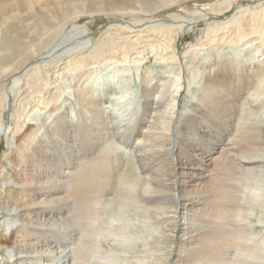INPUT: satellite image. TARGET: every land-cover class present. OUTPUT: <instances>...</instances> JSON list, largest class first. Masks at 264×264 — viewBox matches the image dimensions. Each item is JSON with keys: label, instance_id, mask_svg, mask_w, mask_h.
Instances as JSON below:
<instances>
[{"label": "bare ground", "instance_id": "bare-ground-1", "mask_svg": "<svg viewBox=\"0 0 264 264\" xmlns=\"http://www.w3.org/2000/svg\"><path fill=\"white\" fill-rule=\"evenodd\" d=\"M237 1L192 9L191 0H0V72L37 60L58 31L82 17L124 22L107 28L118 31L114 38L69 51L52 80L33 79V100L22 87L21 107L16 80L10 112L0 83V137L7 145L0 160V247L11 248L16 264H84L97 254L100 236L110 264H142L156 243L168 248L171 264H226L242 237V262L264 264V231L254 225L264 229V65L257 64H264V3L217 21ZM182 13L213 20L200 31L201 42L194 38L180 53L184 25L133 29L154 14ZM156 30L161 35L150 52L174 74V92L151 97L160 86L148 82L164 75L147 69L144 100L100 108L102 89L111 85L101 67L126 61L141 33ZM227 40L243 42L251 54L213 57L215 44ZM66 94L80 108L64 106Z\"/></svg>", "mask_w": 264, "mask_h": 264}, {"label": "rangeland", "instance_id": "rangeland-1", "mask_svg": "<svg viewBox=\"0 0 264 264\" xmlns=\"http://www.w3.org/2000/svg\"><path fill=\"white\" fill-rule=\"evenodd\" d=\"M191 1H192L191 8L195 9V7L196 8H198V7L202 8V7H205V6L209 7L210 5L215 4L218 0H191ZM257 1L258 0H255V1L251 0V2H250V0H241V1L238 0L237 1L238 3H236V2H235L236 4L233 3V5H232V7L230 9L225 10V13L221 14L217 21H224V20L229 19L231 16H233L235 13H237L240 9L243 11L246 8L247 9L255 8V7H257V5H259L258 2L262 3V1H263V3H264V0H259L258 2ZM97 6H100L102 8V7H105L106 5L104 3H102V2H100L99 4H97ZM182 16H181V18H179V17L175 18V17H170V16H165V17L161 18V17H159L158 14H154V15H151V17H154V19H151V20H148V21L140 19V20H138L140 22L136 21L137 25H134L133 29L134 30H139V29L145 28L147 26H151V25L154 26V25H158V24H161V23L174 24V25H180V24L184 25V28H182V30H184V31L181 32L182 34L179 36L180 38H178L177 46H176L178 53H180L184 49L186 44L189 41H193L194 38H196L198 40V42H201V40H202L201 39L202 38L201 34L202 33L200 34V31L206 26V24L208 22L213 20V18H210V19H208L206 21V20H203V18H200V17H196V18H193L191 20V18L194 17V16H191V15H188V14H185V15L183 14ZM145 18H148V16H146ZM174 19H175V21L178 24L175 21H173ZM176 19H178V20H176ZM180 19H181V21H180ZM192 22H194V23L192 24ZM120 24L121 25L124 24V22L122 21V18L120 16H110L108 18H96V19H94L92 17H82L78 22L71 23L67 27H65V28L61 29L60 31H58L54 35L53 39L50 40V42L48 43V45H47L48 47L47 46L45 47L47 49L43 48V50L40 51L41 53L42 52L43 53L41 54L39 52L36 55V59L37 60H35V59L31 60V63L28 62V64H26L24 67H22L21 70L19 69L18 72H16V73H11L12 69L9 68L8 66H6L0 72V77H2V78H0V83L2 81H4V83L6 85V86H4L5 88H3V93L5 95L4 96L5 110L7 112H10V110L12 111V109H13V102H14L13 99L15 97L14 96L15 93L13 92V90H11L12 92L9 91L10 87L12 85V80H14V79L16 80L13 87H14L15 92H17V94H18V107H19L20 100H21V98H20L21 96H20L19 93H21V91H22L21 88L22 87H27V92L26 93L28 94L29 97L32 95L30 97V100H33L34 97L36 98L35 93H33L34 91L31 90L33 88L30 87L31 86L30 84H33V79H35L36 77H39V76H40V78L43 79V76H44V78L45 77L48 78L49 81L52 80V77L54 76L53 73L58 68V65L60 64V61H58V60L64 59L67 55H69L70 54L69 51H72V50L76 51L77 50V49H74V48H79V49L82 48L81 51H85V50L91 49L93 46H95V44H99V43H101V42H103L105 40H108L109 38H112V37L114 38V36L117 35L118 31L116 29H114V27L109 28V29H107V28L111 27V26H118ZM189 29H190V31H188ZM81 31H82V33H81ZM155 32H157L158 35L156 33H154L152 35L150 32L147 33V34H146V32H144V33L142 32L141 35L138 37L139 39L135 41L132 51L129 52V54H127L128 56H127L126 61H124V62L120 61L119 62V61H116V60L114 61L113 60L114 63L113 62H112V64L108 63L105 66L101 67L102 68L101 69L102 70L101 71V75H103V76L104 75H111V76H109V78H106V79H108V81H109V79H111V85L110 86L107 85V83H108L107 82L105 84L106 88L102 89V93L101 94L102 95L103 94L107 95L106 96L107 98L105 99V102L103 101V103L99 104L100 108H102L105 105L106 110H108V111L110 110V112H111V109L113 107H115L116 105H118L119 103H121L123 101L128 102V101H131V99H135V98H137L140 101L144 100L143 95L146 94V93H144V90H143L144 86H145L144 84L151 79L150 76H148L149 74L145 73V71L147 69L152 71V73L150 74L152 76L153 75L158 76L159 74H161V72L164 75L163 79L162 78H153L152 80H150L148 82L149 86H153L154 84L155 85L159 84V86H160V87H158L156 92L152 93L151 97L157 98V100H159V99L160 100H164V99H166L168 97L169 94H172L174 92L175 83L173 82V79H172V77L174 78V74L172 72H169L167 70V67H164L165 63H162V62L160 63V60L156 61L154 52H150V47L151 46L153 47L156 44V43H153V42H157V39H159V37L161 35V33H159L158 30H156ZM155 34H156V36H155ZM134 38H136V37H134ZM153 38H155V39H153ZM153 40H155V41H153ZM139 44H141V45H139ZM215 45L216 46L213 47V50L210 53H212L213 57H216V58L223 57L225 55H235V54H240L241 57H244V55L246 53L247 54L249 53V49H250V47H248L246 49V46L243 45V42L234 43V42H232L230 40L229 41L227 40V42H225L223 44L218 43V44H215ZM241 47L243 48L242 50H240ZM143 49H144L143 53L141 55H139V56H138V54L134 53L135 51L143 50ZM78 51H80V50H78ZM60 52H61V54H60ZM63 52H65V53L63 54ZM201 52H205V50L203 49ZM149 54H150V57H149ZM250 54L251 53H249L247 56H249ZM136 55H137V57H136ZM60 56L62 58H59ZM138 57H139V59H138ZM261 58L262 57L258 58L257 60H261ZM50 60H51V64H50ZM133 60H134V62H132ZM137 62L140 63V64H138ZM52 64H53V66H51ZM131 64H132L133 67L131 66ZM257 64L264 65L262 61H259ZM37 65H39L40 68H38V70H35L38 67ZM44 66H46V67H44ZM42 67H44L45 69L42 68ZM251 68H254V65H252ZM133 69H134V71H133ZM44 70H45V72H44ZM26 72H28V75H27ZM43 72H44V74H43ZM170 73H172V74H170ZM134 74H135V76H134ZM50 76H52V77H50ZM169 76L170 77L172 76V77L170 78ZM167 77H169L170 79L167 78ZM61 78H63V77H61ZM63 79H61V80H63ZM26 82H27V84H26ZM28 83H29V86H28ZM16 89H18V90H16ZM68 90H69V92L72 93V90L70 88ZM4 91H6V93ZM161 91H162V93H161ZM183 92H184V90L180 91L181 94H183ZM89 94H93V91L90 92ZM65 99H66V101H65ZM99 100H100V96L98 97V96L95 95L94 101L99 102ZM60 101H63L62 103L64 104V106H66V104H68V103L69 104L72 103L73 105L76 106V108H80V105L78 104V102H76V99L72 98V97H69L68 94H66L64 96V98H61ZM20 107H21V105H20ZM6 111L3 114L4 118L7 115ZM1 119H3V118L1 117ZM112 127H113L112 125H109V127H108L110 134L113 133V131H114L112 129ZM1 138L2 137H0V160H4V154L7 152V145H6L5 141L1 140ZM45 138H46V136L42 135V139L45 140ZM46 142H48V141H46ZM53 145H57V144H54V142H53ZM233 152H234V154L235 153H237V154L233 155ZM231 155H232V157L236 156L237 159H236V157H233V159H236L237 161L240 159L239 158L240 157L239 153L236 152V150H232L231 151ZM108 194H110V193H108ZM103 218L105 219V218H107V216L103 217ZM241 218L243 220V217L240 216V219ZM157 219L160 220L161 218H157ZM242 220H240V224L241 225L244 224L245 218H244V221H242ZM151 221H153V220H151ZM151 221H150V223H151ZM153 222H156V220L153 221ZM254 225H255V227H256V229L258 230L259 233H263L264 229H263V227H261V225L258 222H255ZM108 229H110V228H108ZM153 232L155 233V230L150 229V231H149L150 237H153L155 235ZM258 236L261 237V234L260 235L257 234V237ZM99 238H101V236ZM99 238H97V245H96L97 249H98L97 250V254H95V256H93L92 258L87 260L84 264H94V263L95 264H100L101 262H102V264H110V263H105L107 261L106 259H109L108 258L109 254H107V250H105L106 248H104V246H103L102 238H101V241H100ZM245 240H246V238L242 237L239 241H237L236 248L232 252V259L229 260L228 263H226V264H231L232 261H233L232 264H236V263L237 264L238 263L242 264L243 263L242 261L244 259V254L242 253V249H244V251H246L247 248H246V245L242 244L241 242H243V243L245 242L246 243ZM152 245L153 246L149 245V247H148L149 249L146 251L147 254H148V255H146L147 259L142 264H146V263L147 264H158V263L159 264H171V262H170L171 258H168V255H166V251H167L168 248L165 245L161 244V243H156V244H152ZM158 245H160V246H158ZM242 245H243L244 248L242 247ZM108 246L111 247L109 244H108ZM102 249L105 250V251H100ZM153 249H155V250H153ZM162 249H164V250L162 251ZM151 250L154 251V252H152ZM150 251H151V254L149 253ZM101 252L103 254L106 253L107 255H103V254H101ZM159 252H160V254H159ZM237 253H242V254H239V256H240L239 258L237 256ZM13 254H14V252H12L11 248L6 247V246L5 247L1 246L0 247V264H16L17 263V262H15L16 261L15 260L16 259V255L15 254L13 255ZM155 254L158 255L159 257L156 256ZM149 255H152V256L149 257ZM235 258H237V259L235 260ZM96 260L100 261V262H97ZM158 261H160V262H158ZM238 261H240V262H238ZM114 262H116V261H114ZM179 263L183 264V261L182 262L178 261L177 264H179ZM41 264H43V263H41ZM51 264H53V263H51ZM55 264H57V262H55ZM117 264H119V263H117ZM120 264H125V261H122V263L120 262Z\"/></svg>", "mask_w": 264, "mask_h": 264}]
</instances>
